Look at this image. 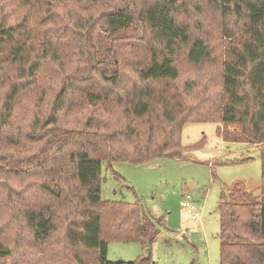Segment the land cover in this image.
Segmentation results:
<instances>
[{
  "label": "trees",
  "instance_id": "obj_1",
  "mask_svg": "<svg viewBox=\"0 0 264 264\" xmlns=\"http://www.w3.org/2000/svg\"><path fill=\"white\" fill-rule=\"evenodd\" d=\"M104 1L105 8L96 20L105 30L126 28L138 20L149 36V59L132 64L134 84L125 88L117 68L111 77L100 73L103 68L98 64L71 73L60 68L64 87L47 113L49 122L43 125L44 129L52 125L54 130L46 142H40L44 144L38 151L24 156L17 154L19 148L21 153L25 151L24 142L19 141L42 122L35 115L34 121L22 129L12 120L18 96L28 83L23 78H32L38 66L29 63L13 81L8 78V68L2 69L0 81L3 83L6 77L8 83L0 104V145H11L16 152L10 156L0 152V167L7 166V161L13 166H28L27 176L37 179L33 182L36 186L31 185L44 196L33 209L23 212L34 242L44 244L56 229L55 222L61 219L65 240L70 248L84 250L88 264H153L150 247L159 234V220L146 214L138 202L103 200L101 167L113 161L141 163L159 156L180 158L181 127L196 121L218 122L226 141L264 149V0ZM203 5L218 17L217 50L204 34L194 36L189 24L177 21L178 16L199 15ZM20 27L0 25V68L26 61L28 44L23 35L27 31ZM179 56L198 69L207 61L217 60L215 83L211 82L212 75L199 73L181 80L176 64ZM91 57L87 61L94 63ZM56 64L60 65L57 60ZM96 73L108 84L104 91L85 84ZM82 81L85 115L84 128L78 134L84 131V148L80 145L55 164L46 157L57 156V144L71 139L72 133L57 126L63 95L65 99V90L75 88L72 82ZM96 106L107 117L97 116L93 109ZM260 176L257 199L242 180L221 187L217 204L219 264H264V152ZM110 239L137 242L146 247V253L133 261H109L106 250ZM9 255L10 248L0 240V259Z\"/></svg>",
  "mask_w": 264,
  "mask_h": 264
},
{
  "label": "rangeland",
  "instance_id": "obj_2",
  "mask_svg": "<svg viewBox=\"0 0 264 264\" xmlns=\"http://www.w3.org/2000/svg\"><path fill=\"white\" fill-rule=\"evenodd\" d=\"M45 1L0 0V25L25 27L27 32L23 40L28 44L26 61L4 65L0 72L8 68V78L13 81L15 76L23 74L22 68L29 63L36 62L38 66L32 78H23L28 83L18 96L12 120L22 129L34 121L35 115L42 122L41 126L31 127L32 130L19 141L24 142L25 151L21 153L19 148L17 154L24 156L38 151L54 130L52 125L45 129L43 125L49 122L47 113L64 87V72L61 73L60 68L71 73L98 64L103 68L100 73L110 77L117 68L121 74L120 83L129 88L134 84L132 64H137L136 60L145 63L149 59L146 50L149 36L141 21L134 20L126 28L108 31L96 20L105 8L104 0ZM217 18L204 6L199 15L178 16L177 21L189 24L194 36L204 34L217 50L220 40ZM89 56L94 63L87 61ZM176 64L180 67L181 80L199 73L212 75L211 82L215 83L218 75L215 59L205 62L201 69L188 65L183 56L177 57ZM3 79V83L0 81V104L8 83L6 77ZM85 84L96 91L108 87L97 73ZM71 85L75 88L65 90L63 109L57 117V126L72 132L71 139L57 144L60 149L57 156L46 157L53 159L55 164L64 161L80 145L84 148V131L78 134L84 128V81ZM93 109L97 116L107 117L100 106ZM221 128L214 121L185 123L180 132L183 147L180 158L159 156L141 163L113 161L108 167L102 165L100 196L103 200L138 202L146 214L159 220L156 222L159 234L150 247L153 264H219L217 204L221 187L242 180L257 199L264 149L226 141ZM41 141L44 142L40 144ZM0 152L10 156L16 150L11 145L1 144ZM7 164L0 167V240L10 248V255L0 259V264H88L84 250L70 248L65 240L61 219L55 222L56 229L44 244L34 242L23 212L33 209L44 195L31 185H35L33 182L37 179L27 176L28 166H13L9 161ZM187 193L200 213L198 219H193L181 206ZM145 253L146 247L137 242L107 241L106 259L109 261H133Z\"/></svg>",
  "mask_w": 264,
  "mask_h": 264
},
{
  "label": "built area",
  "instance_id": "obj_3",
  "mask_svg": "<svg viewBox=\"0 0 264 264\" xmlns=\"http://www.w3.org/2000/svg\"><path fill=\"white\" fill-rule=\"evenodd\" d=\"M181 206L185 208L186 212L191 215L193 219H198L200 213L195 209V205L191 201V196L187 193L181 200Z\"/></svg>",
  "mask_w": 264,
  "mask_h": 264
},
{
  "label": "water",
  "instance_id": "obj_4",
  "mask_svg": "<svg viewBox=\"0 0 264 264\" xmlns=\"http://www.w3.org/2000/svg\"><path fill=\"white\" fill-rule=\"evenodd\" d=\"M259 147H257V149H258Z\"/></svg>",
  "mask_w": 264,
  "mask_h": 264
}]
</instances>
